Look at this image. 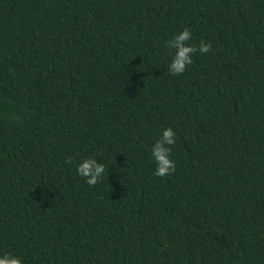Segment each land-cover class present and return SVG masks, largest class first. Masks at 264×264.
<instances>
[{
	"label": "trees",
	"instance_id": "trees-1",
	"mask_svg": "<svg viewBox=\"0 0 264 264\" xmlns=\"http://www.w3.org/2000/svg\"><path fill=\"white\" fill-rule=\"evenodd\" d=\"M185 27L211 50L172 75L166 42ZM166 127L176 167L157 177ZM85 158L105 167L94 186ZM5 252L264 264V0H0Z\"/></svg>",
	"mask_w": 264,
	"mask_h": 264
},
{
	"label": "clouds",
	"instance_id": "clouds-1",
	"mask_svg": "<svg viewBox=\"0 0 264 264\" xmlns=\"http://www.w3.org/2000/svg\"><path fill=\"white\" fill-rule=\"evenodd\" d=\"M192 39V32L185 27L179 31L170 40L166 42L167 48L173 52L169 63V72L172 75H180L185 72L188 65L193 63L192 56L199 51L201 54H207L211 50V43L201 40L199 45L189 43ZM176 142V133L171 127H166L162 135L151 147V154L155 161L156 168L154 175L165 177L175 170V162L170 158L171 145ZM69 157L68 162H71ZM105 172L102 163H98L94 158H85L77 165L78 175L86 179L89 186H94ZM0 264H22L21 259L11 253L5 252L0 256Z\"/></svg>",
	"mask_w": 264,
	"mask_h": 264
}]
</instances>
